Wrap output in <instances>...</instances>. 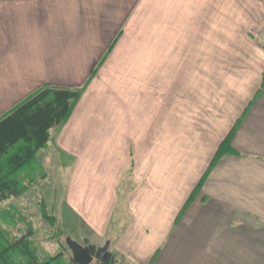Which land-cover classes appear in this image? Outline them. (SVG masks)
<instances>
[{"label":"crops","instance_id":"crops-1","mask_svg":"<svg viewBox=\"0 0 264 264\" xmlns=\"http://www.w3.org/2000/svg\"><path fill=\"white\" fill-rule=\"evenodd\" d=\"M263 72L264 0H0V117L90 79L48 146L82 240L118 264H264Z\"/></svg>","mask_w":264,"mask_h":264},{"label":"trees","instance_id":"trees-1","mask_svg":"<svg viewBox=\"0 0 264 264\" xmlns=\"http://www.w3.org/2000/svg\"><path fill=\"white\" fill-rule=\"evenodd\" d=\"M89 81L90 79L76 87L42 85L0 117V203L6 198L22 195L35 181L34 178L29 177V182L24 183L22 174H25L27 167L36 161L37 153L48 146L53 138L52 128L58 129L68 120ZM261 84H264V72ZM239 122L240 118L236 120L218 145L208 166L183 204L178 217L190 204L220 156L224 152H234L230 142ZM38 204L41 218L54 230L50 238L54 239L64 235L56 216L49 212L45 200L41 198ZM11 210H14L13 213L18 211L14 206L9 209H0V233L6 231L8 233L5 225L15 222L14 215L11 218L4 215L5 212ZM31 234L32 226L16 239L13 240L12 237V241L0 246V256L8 252L11 255L9 261L0 260V264H77L72 254L67 258L62 249L47 258L40 259L33 246ZM84 244H89L93 255L97 258L94 264H118L109 251L105 259L99 261L100 247L96 248L87 239L84 240ZM89 264H92V261Z\"/></svg>","mask_w":264,"mask_h":264},{"label":"rangeland","instance_id":"rangeland-1","mask_svg":"<svg viewBox=\"0 0 264 264\" xmlns=\"http://www.w3.org/2000/svg\"><path fill=\"white\" fill-rule=\"evenodd\" d=\"M53 132V129L51 130ZM51 149V151H49ZM45 156H48L45 157ZM36 161L33 162L27 171L34 178L35 186L31 192L24 195L23 202L16 201L17 210L5 212L8 218L15 216L13 224L5 225L8 233H0V246L6 245L9 241L17 238L32 226L31 239L40 259L47 258L62 249L65 257L69 258L71 251L66 244V237H70L83 244V228L78 220L64 206V192L68 181L67 159L63 154L51 146L41 149L37 153ZM45 173V174H44ZM44 174V176H42ZM43 198L50 213L57 218V223L64 235L51 239L54 233L51 226L40 216L38 199ZM9 212H11L9 214ZM13 213V214H12ZM20 216V218H18ZM11 259L10 253H2V262ZM96 258L92 260L94 264Z\"/></svg>","mask_w":264,"mask_h":264},{"label":"water","instance_id":"water-1","mask_svg":"<svg viewBox=\"0 0 264 264\" xmlns=\"http://www.w3.org/2000/svg\"><path fill=\"white\" fill-rule=\"evenodd\" d=\"M66 244L71 251L73 260L77 264H89L93 259L94 255L90 249L89 244H81L78 241L66 237ZM109 249V242L106 241L99 250L98 259L99 261H103Z\"/></svg>","mask_w":264,"mask_h":264},{"label":"flooded vegetation","instance_id":"flooded-vegetation-1","mask_svg":"<svg viewBox=\"0 0 264 264\" xmlns=\"http://www.w3.org/2000/svg\"><path fill=\"white\" fill-rule=\"evenodd\" d=\"M94 258H96L95 256H94ZM97 259V258H96Z\"/></svg>","mask_w":264,"mask_h":264}]
</instances>
